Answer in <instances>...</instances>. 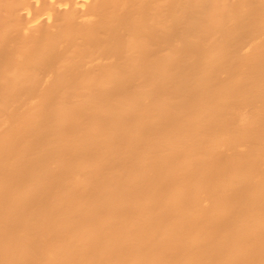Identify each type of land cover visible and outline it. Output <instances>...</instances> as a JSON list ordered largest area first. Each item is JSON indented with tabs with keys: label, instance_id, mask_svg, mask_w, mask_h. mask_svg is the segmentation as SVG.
Wrapping results in <instances>:
<instances>
[{
	"label": "bare ground",
	"instance_id": "bare-ground-1",
	"mask_svg": "<svg viewBox=\"0 0 264 264\" xmlns=\"http://www.w3.org/2000/svg\"><path fill=\"white\" fill-rule=\"evenodd\" d=\"M0 264H264V0H0Z\"/></svg>",
	"mask_w": 264,
	"mask_h": 264
}]
</instances>
